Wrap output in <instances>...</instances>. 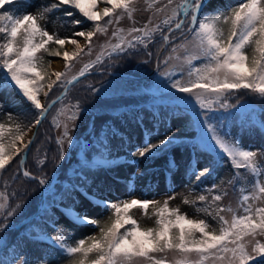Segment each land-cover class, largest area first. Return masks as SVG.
Here are the masks:
<instances>
[{"label": "snow or ice", "instance_id": "snow-or-ice-1", "mask_svg": "<svg viewBox=\"0 0 264 264\" xmlns=\"http://www.w3.org/2000/svg\"><path fill=\"white\" fill-rule=\"evenodd\" d=\"M17 2L0 0V9ZM140 2L52 0L50 4L41 5L36 14L16 15L6 9L0 12V82L10 85L36 110L34 123L28 126L27 131L19 123H0V173L33 143L31 139L25 141L27 132L31 127L40 125L46 119V113L58 102L61 107L53 117V124L58 129L62 128L56 143L60 146V159H63L64 144L72 143L70 124L73 128L76 126L81 112L79 103L64 102L67 85L78 81L97 64H102L106 55L110 58L130 50L146 51L156 42L159 44L156 54L165 51L163 64L171 65L159 75L165 78L171 89L188 94L194 106H199L197 125L204 131L205 138L213 142V150L220 157L214 162L222 163L227 158L232 168L237 170L229 184L246 180L247 176L239 172L245 169L253 178L250 190L241 186L236 208L220 203L227 193L217 190L216 185L212 186L215 194H200L191 201L184 198L183 203L194 207L199 202L202 206L196 207V211L216 220L218 229H211L204 219L189 218L178 207H169V200L174 196L168 197L162 205L156 200L138 198L122 201L100 199L94 203L110 212L103 225L87 215L76 214L73 217L79 224L98 227V235L68 244L63 233L57 232L54 241L69 258V264H264V180L261 179L264 164L257 161L258 155L264 156V153L245 148L229 133L221 132L222 120L214 124L212 121L216 118L211 115L235 109L239 100L237 104L229 100L241 91L264 98V0H242L235 7H230L227 13L219 10L206 13L208 0H143L144 10L151 15L147 22L136 27L134 14ZM101 4L104 6L100 7ZM68 8L74 9L84 19L74 18L73 11L65 10L64 16L72 18L65 23L73 27L86 22L92 24L91 30L72 34L73 37L84 38V45L75 38H60L41 24L47 19L46 14ZM161 14V19L154 22L153 18ZM125 18L132 21L133 26L127 29L119 27ZM221 25L228 26L227 32ZM110 27L111 36L100 45L95 60L84 63L78 74L69 77L73 61L82 55L90 56L93 38L107 35ZM52 44L58 47L53 50L50 47ZM66 44L73 45V51L61 52ZM42 53L62 56L64 71L50 72L51 61L45 65ZM146 54L149 57L153 55L151 51H146ZM173 61L176 62L174 65L171 64ZM196 61L201 63L197 66ZM172 69H178L180 78L173 79L177 71ZM56 86L64 91L46 105L40 98L41 94L48 98ZM261 126L264 127V124ZM174 142L172 136L165 135L156 143L138 146L131 155L153 159ZM19 163L22 165L24 160ZM38 163L43 165L44 160H38ZM174 164V160L169 161L168 169L171 170ZM188 167L197 181L210 175L212 170L210 166H205L197 171L191 161ZM23 175L38 180L40 185L46 183L45 179L33 176L27 170ZM150 206L155 207V227L143 228L132 211L139 208L147 216ZM19 207V204L10 205L7 191H0V217H3L0 232L11 227L10 219ZM223 213H230L231 219ZM168 253L174 254L171 261L167 259ZM17 261L18 264H28L23 256H18Z\"/></svg>", "mask_w": 264, "mask_h": 264}, {"label": "trees", "instance_id": "trees-1", "mask_svg": "<svg viewBox=\"0 0 264 264\" xmlns=\"http://www.w3.org/2000/svg\"><path fill=\"white\" fill-rule=\"evenodd\" d=\"M51 2L52 0H18L15 4L6 5L5 9L16 15L25 14L29 9L37 13V9L41 5H47ZM240 2L242 0H218L214 5L206 7L204 11L213 13L219 10L227 13L230 7H235ZM103 6V4L100 5V7ZM5 9H0V12ZM65 10L73 11L75 13L74 18L84 19L74 9L68 8L46 14L47 19L44 20V23H49L53 28L52 33L58 34L60 38H75L80 42L84 38L73 37V32L91 30L92 24L86 22L73 27L65 23L66 20L72 19L64 16ZM221 27L227 32V25H221ZM50 47L55 50L58 46L52 44ZM73 48L74 46L72 49L66 50L64 46L61 52L65 50L71 52ZM158 50L159 44L154 42L146 50L153 53L151 57L147 56L143 49L139 52L130 50V52L119 55L114 54L110 58L106 55L102 64H97L91 69L92 71L99 70L100 73L82 78L68 91L64 101L72 98L78 99L81 102V107L98 108L99 112H110L113 117L103 126L100 140L96 141L92 157L90 159L83 157L81 162L76 164L73 173L65 179L63 188L56 196L44 203L40 214L19 229H10L0 234L7 237L6 244L0 248V264H16L18 256L26 258L28 264H69V258L56 245L54 237L57 232H61L68 244H74L79 239H85L78 236V230L87 224L77 223L73 219L74 215H86L88 210L97 206L94 203L96 200L111 201L110 193H114L117 196L116 201H120L122 194L132 193L134 188L139 187L143 198L149 199L161 181L169 183L172 179L178 180L181 176L186 180H191L193 177L190 188L195 194L191 200H195L200 194L208 195L209 192L215 194L212 186H218L222 180V176L218 175L219 166L225 165L227 168L231 164L227 158L222 163L214 162L218 161L220 157L213 150L214 146H208L210 139H207V144L199 141V131L194 135L186 133L185 136L169 145L167 149H164L153 159H145L139 156L135 158L131 155L138 146L143 147L148 142L152 143L153 140L163 138L168 126L191 132L196 113L200 111L193 104L167 103L159 99V94L174 89L170 88L164 77L159 76V69L155 70L158 56L160 55V59L163 60L167 54L160 52L157 55ZM247 51L250 54L251 50ZM42 55L45 65L55 58H63L62 56L54 57L44 53ZM145 60L148 62L145 63ZM200 63L201 61L195 62L197 66ZM49 71L57 70L50 66ZM108 72H121L131 75L119 77ZM178 78H180L179 72L173 79ZM132 84L136 86V89H132ZM62 90L63 88L59 86L54 87L46 98L45 104L47 105L50 100L57 97ZM237 100H239L238 104ZM229 102L237 104V107L231 110L238 111L241 107L245 108L252 120L261 122L258 115L264 109V98L241 91L231 96ZM59 105L58 102L49 110L46 119L38 127L27 161L24 164L25 169L31 172L33 176L42 177L45 180L55 172L56 166L62 160L60 159V146L56 143L55 131L57 128L53 124V117L56 116L54 111ZM254 105L258 107H254ZM9 114L12 116L11 120H9ZM35 115L36 110L31 107L30 102L22 99L10 85L0 82V123H19L27 131L28 126L34 123ZM219 117L220 120H226L229 125L231 124L232 116L227 118L225 114L219 113ZM232 126V136L239 140L243 136L244 129L241 128L234 133ZM33 129L34 127H31V130L27 132L25 141L31 139L28 134ZM262 129L251 125L247 130L250 139L253 135L254 141H264V128ZM250 139L248 144L243 146L253 149L252 143L254 142ZM202 144L207 145L212 153L203 150ZM175 146L181 147V157L174 158L172 149ZM193 146H196L195 149ZM23 153L14 157L11 164L0 173L1 182H10L7 184V189L12 204L21 201L19 212L12 217V220L15 219V221L11 220V225L19 223L37 210L41 192V185L38 180L25 177L22 173L19 161L22 159ZM38 160H44V164H39ZM171 160H174L175 164L169 170L168 162ZM190 161L196 165L197 171L205 166H210L212 169L210 175L197 181L192 170L188 167ZM189 205L191 215L185 213L189 218L204 219L209 223L211 229H218L219 225L216 220L196 211V207L202 206L199 202L195 207ZM132 215L135 218V209L132 211ZM2 220L3 218L0 219V221ZM148 227H155V217L154 224ZM71 235L72 238L69 239Z\"/></svg>", "mask_w": 264, "mask_h": 264}, {"label": "rangeland", "instance_id": "rangeland-1", "mask_svg": "<svg viewBox=\"0 0 264 264\" xmlns=\"http://www.w3.org/2000/svg\"><path fill=\"white\" fill-rule=\"evenodd\" d=\"M215 1L216 0H208V6H211ZM157 6L159 7L160 5H157ZM145 7L146 6L143 4V0H141V2L137 4L138 11L134 14V20H135L134 26L140 27L145 22H147L151 13L148 11H145L144 10ZM26 13L36 14V12L31 9L27 10ZM162 15L163 14L159 16H155L153 18L154 22H158L159 19H161ZM44 22L45 21H41V23L44 24V27H46V29L50 33H52L53 32L52 26L49 23L45 24ZM131 26H133V23L132 21H129L127 18L123 19L119 24V27H122L125 29ZM112 27H115V25ZM112 27L109 28V32L107 35H97L96 37L93 38L92 54L90 56L82 55L80 59L75 61L74 64H72L71 71L69 72V77L71 75L78 74L79 70L83 67L84 63L95 60L96 55L100 51V45L104 44L107 40H109L111 36V32H112ZM112 42L114 43L115 41L113 40ZM80 43L84 45L85 44L84 39H81ZM65 47H66V50H70L72 49L73 45L66 44ZM181 55H183V53H181ZM61 60L63 61V66L61 68L58 69L54 66V62H53L54 60H52L51 62L52 68H54L57 71L64 70V60L63 58H61ZM163 60L160 59L158 62L159 68L157 67L156 69H159V72L164 71L167 68L171 67V65H167V66L164 65ZM175 63H176L175 61L171 62V64L173 65ZM172 70L179 72L178 69H172ZM131 87L132 89H136V86L134 84H132ZM159 95H160L159 99L163 102L166 101L167 103H181V104L189 103V104L194 105V101L188 94L179 93L176 90H168V91L162 92ZM41 100L43 103H45L46 98L42 95ZM64 102L71 103V104L79 103V105H81V102L78 99L75 100L73 98L68 99ZM195 106L199 108L198 105H195ZM256 106L257 105H254V107ZM60 107H61V104L55 109L54 111L55 115L57 114V110ZM80 109H81V112H80L79 119L76 121V126L73 128L70 124V135L72 136V143L70 145L68 143L64 144L63 159L56 166L55 172L51 176H49L47 180H45L46 185H45L44 202L49 201L50 198L56 196L59 193V191L63 188L65 179L73 173L74 167L76 166V164L81 162L83 157H86L88 159L92 157V154L96 147V141L100 140V135H101L103 126L108 120H110L113 117L112 113L107 112V111L99 112L98 108L89 109V108H86V107L84 108L80 106ZM219 113L225 114L227 118L232 116L231 117L232 121L230 125L227 123L226 120L222 121L223 122L222 127L220 128L221 132H227L231 135V137H233L231 133L232 124H233L232 132L234 133L237 132L241 128L244 129L243 136L238 140L244 146L247 145L249 142L250 137H249V133L247 130L250 128L251 125L258 126L259 129L261 130H263L262 128H264L261 126L262 124H264V109L258 115V118L261 119L260 123L255 120H252L250 118L251 115L249 114V112L246 111L245 108L241 107L240 110L238 111L229 110L225 112L224 110H221L219 112L211 113V115L216 118L212 121L214 124L217 122V120H220ZM60 119L61 121H63V117H61ZM173 128H174L173 126H168L165 129V133L163 136L165 135L172 136L175 141H178L181 137L185 136L186 133L194 135V134H197V132L199 131V134H198L199 141L201 140L202 143L205 142L207 144L206 142L207 138H205L204 136V131L201 130V128L197 125V116L194 119L193 130H191V132L180 130V129H173ZM32 132L33 130L31 131V133L28 134V137L31 136ZM61 132H62V128L56 129L55 133H56L57 138L61 135ZM250 140L254 142L252 143L253 144L252 150H256L258 152L264 153V141L263 140L254 141L253 135L251 136ZM157 141L158 140H153L152 143H156ZM201 146H203L202 147L203 150H205L207 153H212V151L207 148V145L202 144ZM208 146L209 147L213 146V142L211 140ZM172 152L174 154V158H178L182 156L180 146H175L172 149ZM137 156L138 155L134 157L136 158ZM257 161L261 164H264V156L258 155ZM224 166L225 165H222L221 167L219 166V169H218V175L222 176V180L220 184L218 185V190L226 191L227 193L224 196V199L221 201V203L223 205H231L233 208H236L237 201L241 195V192L239 191V189L243 185L250 190V185H251V181L253 178L247 174L245 169H240L239 172L242 174H245L247 176V179L244 181H237L234 184H229L228 181L232 179L233 174L237 170L233 169L231 165L230 167H227V168L226 166L225 167ZM261 179L264 180V176H262ZM192 180H193V177H191V180H186L180 176L178 180L172 179L169 183L165 181H161L159 185L156 187V189H154L153 195L148 200L159 201L160 205H162L163 202L166 199H168V197L174 196L175 197L174 199L169 200V207H172V208L178 207L182 213H188L189 215H191L190 205L183 203V200L185 197L191 200V198L195 194L194 191L190 188ZM9 183H10L9 181L1 182L0 180V191H7L8 193L9 191L7 189V186H8L7 184ZM139 190L140 188L136 187L134 188V191H132V193L122 194V198L120 201L131 199V198L144 199L143 196L140 194ZM109 198L111 201L117 200V196L114 193H110ZM20 203L21 201H17L14 204H12V202L10 201V205L13 207ZM158 206L159 205H157L156 207ZM154 211H155V207L150 206L148 209V215L145 216L142 210L137 208L135 209V219L140 223L141 227L152 226L154 224V216H153ZM17 212L19 211L17 210ZM86 215L100 221L101 225H103V223L107 220L108 216L110 215V212L104 211L102 208L96 206L88 210ZM223 215H225L228 219H231L230 213H223ZM1 218L3 217H0V219ZM11 220L12 218L10 219V223H11ZM12 221H15V219H13ZM7 230H10V228L6 229L5 231ZM98 231H99L98 227L87 225L78 230V236L87 238L89 236L97 235ZM67 233H68V230H67ZM70 238H72V235L69 237V239ZM6 241H7L6 235H0V248L6 244ZM173 255H174L173 253H168L167 259L171 261L173 259ZM16 264H18V262ZM62 264H65V263H62Z\"/></svg>", "mask_w": 264, "mask_h": 264}, {"label": "water", "instance_id": "water-1", "mask_svg": "<svg viewBox=\"0 0 264 264\" xmlns=\"http://www.w3.org/2000/svg\"><path fill=\"white\" fill-rule=\"evenodd\" d=\"M92 73H97V71H88V72H86L84 76L79 77L78 81H79L80 79H82V78H84V77H86V76L92 74ZM108 73H110V74L113 75V76H119V77H125V76H129V75H130V74H125V73H120V72H108ZM78 81L74 82L73 84L67 85V92H68V91L70 90V88H71L74 84H76ZM63 91H64V90H63ZM63 91H62V92H63ZM62 92H61V93H62ZM61 93H60L58 96H60ZM55 99H56V98H55ZM46 115H47V113H46ZM38 127H39V125H38V126H34V130H33L32 134H31V140H32V141H34V137H35V134H36V132H37ZM31 145H32V144L29 145L28 149H26L25 152H24V154H23V158H22V159L24 160V163H25V161L27 160V156H28V153H29V151H30ZM24 163L21 165V170H22V172H24V171L26 170V169L24 168ZM41 189H42V192H41V195H40V198H39L38 209H37V211H36L34 214L30 215L29 217L25 218V219H24L23 221H21L19 224L13 226L12 228H19V227H21L22 225H24V224L30 222L31 220H33V219H34V218H35V217L41 212V210H42V205H43V202H44V196H45V187H44V185H41ZM0 233H1V232H0Z\"/></svg>", "mask_w": 264, "mask_h": 264}, {"label": "bare ground", "instance_id": "bare-ground-1", "mask_svg": "<svg viewBox=\"0 0 264 264\" xmlns=\"http://www.w3.org/2000/svg\"><path fill=\"white\" fill-rule=\"evenodd\" d=\"M54 66L56 67V68H61L62 66H63V61L60 59V58H56V59H54Z\"/></svg>", "mask_w": 264, "mask_h": 264}]
</instances>
